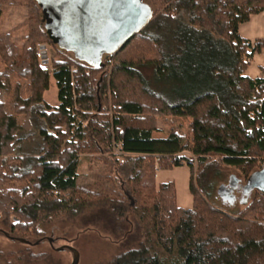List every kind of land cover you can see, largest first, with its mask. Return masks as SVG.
Wrapping results in <instances>:
<instances>
[{"label": "trees", "instance_id": "obj_1", "mask_svg": "<svg viewBox=\"0 0 264 264\" xmlns=\"http://www.w3.org/2000/svg\"><path fill=\"white\" fill-rule=\"evenodd\" d=\"M8 1L0 0V16ZM142 2L151 11L147 24L98 63L54 44L35 0H25L28 38L22 51L10 34H0L6 64L0 95L8 87L1 81L7 72L30 86L27 98L14 93L21 124L0 101V221L11 236L39 240L40 224L104 220L119 250L94 264H264V193L253 188L250 202L235 212L208 200L209 174L232 168L246 184L264 163V69L262 76L246 74L264 40L252 43L238 31L251 15L264 12V0ZM39 42L58 47L55 107L43 99L49 72L37 61ZM186 55L202 60L193 78L190 60L188 74L179 79L175 72ZM172 75L182 88L169 87ZM108 98L112 116L105 109ZM157 116L189 117L191 143L183 144L173 130L154 136ZM32 127L39 147L20 155L18 146L33 141ZM112 143L124 153L122 163L111 154ZM184 150L191 157L179 154ZM89 153L107 163L101 185L76 183L78 156ZM183 161L190 169L191 208L177 205L173 182L155 179V166L169 169ZM88 209L94 212L85 217ZM34 257L11 254L0 264Z\"/></svg>", "mask_w": 264, "mask_h": 264}, {"label": "rangeland", "instance_id": "obj_2", "mask_svg": "<svg viewBox=\"0 0 264 264\" xmlns=\"http://www.w3.org/2000/svg\"><path fill=\"white\" fill-rule=\"evenodd\" d=\"M2 13L0 16V34L8 33L11 35V41L18 51H22L24 43L28 38V9L25 0H10L2 5ZM45 44L47 46V57L48 63L45 65L40 64L39 59L37 61L40 67L49 72V84L48 89L43 93V99L50 106H57V89L55 81L52 77V71L54 69L53 62L59 57L56 54L57 48L47 42H39L36 45L35 53L37 52L38 46ZM68 54L72 55V51H68ZM182 54L180 53L178 57ZM259 55V54H257ZM258 56L256 57V59ZM252 61L250 67L246 71V74L250 77H255L261 74V65H257V60ZM192 61V78L195 73L197 63L201 62L202 59L195 57V55H186L182 59L181 68L178 69L175 74L177 77L185 78L188 71L184 68L185 65L189 68V61ZM264 61V60H263ZM206 63V62H205ZM204 63V64H205ZM178 64V63H177ZM253 66H256L260 74H254L252 72ZM205 67V65H202ZM6 64L0 55V73L4 71ZM145 75H148L150 71L144 70ZM169 87L182 88V82L175 78V76L169 77ZM8 87L1 92L0 101L5 104L6 110L9 114L15 115L17 122L21 124L23 122L22 115H16L13 109V101L15 99L14 93L18 92L21 98H27L29 96L30 86L28 81L20 76L16 72H7L6 77L1 80ZM158 88V87H157ZM113 105L108 98V103L105 107L107 109ZM189 117L179 116H157L156 124L157 129L154 131V136H165L168 132L173 130L176 132L183 144H190L192 138V132L189 127ZM35 123V122H34ZM32 138L33 141L22 143L17 148V153L20 155H28L35 153L40 144V138L38 135L37 128L32 127ZM23 134V133H20ZM112 154V150H111ZM180 155L191 157L188 150H184L179 153ZM79 164L76 170V183L77 185H101L102 182L107 181V163L97 153L81 154L78 156ZM182 164L186 163L183 161ZM196 162H193L194 168H196ZM169 174L174 175L177 196L181 195V192H185L190 197L188 192L187 183L190 169L188 166L184 167H172L166 171ZM164 174V173H163ZM162 178V172H157V178ZM209 178L212 183V187H209L208 200L214 206L224 209L225 211L235 212L243 209L251 199L252 193H244L245 179L240 176L236 170L232 168H222L219 172H213L209 174ZM232 178L237 184L236 191V202L227 206L221 203L217 196V189L221 186H227L229 179ZM253 189V188H252ZM251 189V190H252ZM112 194V192H110ZM94 212L92 209H88L84 216H90ZM85 219V218H84ZM79 217L74 221L66 222H54L49 225L40 224V228L44 232L42 241L36 245H24L18 241L9 239L2 231L8 232L7 225L2 224L0 221V261L1 263L7 262L10 259L11 254L17 255L23 252L24 254H32L34 258H25L20 264H70L72 261V254L69 250L64 249L57 251L55 248L59 246L69 245L77 250L79 253V260L77 264H94L99 260L109 259L113 254L119 250V242L116 237L111 233L108 224L104 220L85 219ZM11 225L14 227L15 222L11 220ZM9 234V233H8ZM52 239V246L47 241V238ZM30 241H35L34 238H28ZM44 254L43 257L36 258V255ZM17 257V256H16Z\"/></svg>", "mask_w": 264, "mask_h": 264}, {"label": "water", "instance_id": "obj_3", "mask_svg": "<svg viewBox=\"0 0 264 264\" xmlns=\"http://www.w3.org/2000/svg\"><path fill=\"white\" fill-rule=\"evenodd\" d=\"M41 9L42 21L54 44L72 51L89 62L100 61L104 53L113 52L140 31L149 21L151 11L142 0H35ZM54 17V19H53ZM224 185L217 193L221 195ZM257 188L264 193V163L261 169L246 180L244 193ZM226 189V188H225ZM232 203V202H231ZM3 233L11 240L36 245L42 239L30 241ZM52 246V239L47 238ZM70 264H77L79 253L72 246Z\"/></svg>", "mask_w": 264, "mask_h": 264}, {"label": "crops", "instance_id": "obj_4", "mask_svg": "<svg viewBox=\"0 0 264 264\" xmlns=\"http://www.w3.org/2000/svg\"><path fill=\"white\" fill-rule=\"evenodd\" d=\"M238 31L243 38L250 40L252 43L256 39L261 38L264 40V12L251 15L248 21L241 23L239 25ZM257 56H258V58L256 59ZM253 59L257 60V65L258 64L261 65V70H262V68L264 69V61H263L264 60V49L259 55H257V54L254 55ZM253 67L254 68H252V72L254 74H260V72H259L260 69L258 70L256 66H253ZM262 75H263V73L261 71V74L258 76H262ZM184 166H187V165L181 164L180 166H177V167H184ZM167 170L168 169H160V168L158 170H156V176H155L156 178H157V172L158 171L162 172V178L161 179L155 178L156 183L160 184V183L169 182V181L173 182L175 185V189H176V203H177V205L179 207H182V208H191L192 207V195L189 191L190 172H189L188 183H187V188H188V192L190 194V197L187 194H185V192H184V194H183V192H181V195L178 198L177 187H176L174 175L167 173L166 172Z\"/></svg>", "mask_w": 264, "mask_h": 264}, {"label": "built area", "instance_id": "obj_5", "mask_svg": "<svg viewBox=\"0 0 264 264\" xmlns=\"http://www.w3.org/2000/svg\"><path fill=\"white\" fill-rule=\"evenodd\" d=\"M36 57L39 59L40 64L45 65V64L48 63L47 46L45 44H40L38 46V49H37V52H36ZM108 62H110V60H108ZM114 109H115V106L111 105L107 109V114H109V116L114 115ZM111 147H112V154L117 157V159L119 160L120 163H122L123 162L124 153L119 150L117 144H115V143H112ZM155 169L158 170V167L155 166Z\"/></svg>", "mask_w": 264, "mask_h": 264}, {"label": "flooded vegetation", "instance_id": "obj_6", "mask_svg": "<svg viewBox=\"0 0 264 264\" xmlns=\"http://www.w3.org/2000/svg\"><path fill=\"white\" fill-rule=\"evenodd\" d=\"M224 187L226 189L223 188L221 195H218L217 193V196L219 197L221 203L226 204L227 206H231V204H234L236 202V191L238 190L237 184L235 183V181H233L232 178H230L227 183V186Z\"/></svg>", "mask_w": 264, "mask_h": 264}, {"label": "bare ground", "instance_id": "obj_7", "mask_svg": "<svg viewBox=\"0 0 264 264\" xmlns=\"http://www.w3.org/2000/svg\"><path fill=\"white\" fill-rule=\"evenodd\" d=\"M73 54V53H72Z\"/></svg>", "mask_w": 264, "mask_h": 264}]
</instances>
